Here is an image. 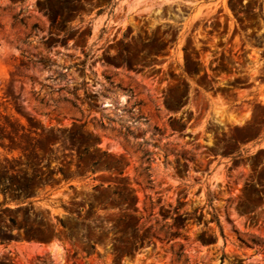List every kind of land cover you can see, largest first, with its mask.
I'll return each mask as SVG.
<instances>
[{"label": "rangeland", "instance_id": "374dc122", "mask_svg": "<svg viewBox=\"0 0 264 264\" xmlns=\"http://www.w3.org/2000/svg\"><path fill=\"white\" fill-rule=\"evenodd\" d=\"M264 0H0V264H264Z\"/></svg>", "mask_w": 264, "mask_h": 264}, {"label": "crops", "instance_id": "0c3cea01", "mask_svg": "<svg viewBox=\"0 0 264 264\" xmlns=\"http://www.w3.org/2000/svg\"><path fill=\"white\" fill-rule=\"evenodd\" d=\"M251 147L264 148V134L259 138V142L255 141L251 144Z\"/></svg>", "mask_w": 264, "mask_h": 264}]
</instances>
